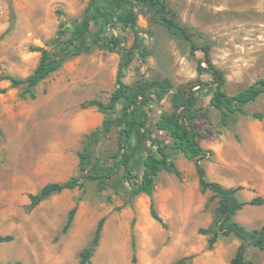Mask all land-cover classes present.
<instances>
[{"label":"rangeland","instance_id":"1","mask_svg":"<svg viewBox=\"0 0 264 264\" xmlns=\"http://www.w3.org/2000/svg\"><path fill=\"white\" fill-rule=\"evenodd\" d=\"M165 1L169 15L198 45L208 46L211 62L225 78V92L234 94L264 77V0ZM129 9L136 15L133 27L119 19ZM84 14L90 28L81 41L96 42L88 51L67 49L61 66L34 87V96L22 94L24 86L9 77L32 73L40 58L32 47L59 49ZM112 37L119 44L114 46ZM129 48L133 58L123 81L143 90L147 102L137 112H146L149 135L166 145L174 166L155 176L153 205L164 226L151 217L148 196L129 195L123 168L116 165L117 132L129 119L124 100L109 114L110 130L88 154L85 172H109V185L99 191L95 180H86L81 188L64 189L29 207L30 193L81 173L84 135L99 128L103 118L84 103L108 100ZM203 57L160 24L153 8L137 1L0 0V237H11L0 241V264H79L100 219L89 264H171L182 258L184 264H229L236 237L219 235L211 248L207 245L217 197L201 190L194 162L171 149L169 136L154 125L161 112L174 110V99L193 91L197 138L213 151L201 160L207 178L237 188L240 201L262 197L261 204L244 205L234 219L247 228L264 224V94L243 105V113L229 114L224 124L221 112L209 104L214 83L199 69ZM198 81L204 84L194 86ZM127 151L136 177L147 152L157 155L140 129ZM72 207V222L63 230ZM246 257L264 264V252L255 247H248Z\"/></svg>","mask_w":264,"mask_h":264},{"label":"trees","instance_id":"2","mask_svg":"<svg viewBox=\"0 0 264 264\" xmlns=\"http://www.w3.org/2000/svg\"><path fill=\"white\" fill-rule=\"evenodd\" d=\"M149 6L154 9L157 21L165 26L168 31L175 37L184 41L189 45L191 53L196 50H201L203 53V61L199 63V69L206 71L212 78L214 89L209 97V104L217 108L223 115V123L227 124L226 117L229 114L243 113V105L255 101L260 95L264 94V77L258 78L251 85L241 89L234 94H228L224 90L225 78L223 73L215 67L209 58V48L207 45H198L193 33L178 22L173 16L169 15L167 3L165 0H133ZM122 22L129 23L132 27L136 22V15L132 9H129L123 16H119ZM90 19L87 14H84L78 20L69 35L64 39L59 49L48 50L43 47H32L33 50L40 52V58L32 73L24 78L9 77L14 85L22 84V94H27L30 97L34 96V87L44 79L51 72L56 71L67 55L64 53L71 47H77L79 51H88L91 43L81 41L85 34L89 31ZM137 38V37H136ZM77 44V42H79ZM110 42L115 46L119 44L117 38L112 37ZM137 42V39H135ZM114 46L111 48L113 49ZM133 58V50L129 48L126 51L125 58L118 64L116 73V87L111 92L108 100L102 102L97 99H91L84 103V106H94L98 112L103 115L101 125L89 133L85 134L86 143L82 151L78 152L79 170L81 173L78 176H73L62 182H47L36 193H30L29 207L33 208L41 201L55 193H59L64 189H73L75 187H83L86 180H95L97 182V189L99 191L109 185L111 179L110 173H95L88 170L87 160L90 152V147L93 142L105 135L112 125V119L109 116L115 110L119 101L124 100L125 104L122 108L123 114H129L128 123L126 126L119 128L117 132L118 150L120 157L116 161L118 167L123 168V176L126 179L131 197L140 193H144L150 200V215L157 222L164 226L162 218L156 211L153 205V193L155 188V176L161 170L172 172L174 166L168 157L166 145L162 144L158 138L149 135V128L147 126V114L141 110H137L146 104V97L142 89L133 90L128 84L123 81L124 68L131 62ZM205 62V66L201 65ZM203 85V81H198V84ZM162 94H158L161 98ZM141 97L142 99H139ZM194 104L193 91L183 92L177 99L173 100L174 110L171 112H161L159 118L155 121L156 129L164 131L170 138L169 147L173 150L179 151L183 156L194 162L195 171L198 177V183L201 190H209L213 196L217 197V210L208 229L211 235L207 239L209 248L213 246L219 235H233L239 240L234 255L231 257L229 264H255L253 260L246 257V250L248 247H255L264 252V224L258 228H247L234 219L238 210L246 204H261L263 198L260 196L254 197L248 201H240L236 196L237 188L226 187L217 181L209 180L206 176L205 169L201 165V160L210 157L213 154L211 149L203 148L198 141V131L194 127L195 113L192 111ZM129 107L131 109L129 110ZM129 110V112H128ZM256 118H262L261 113L254 115ZM140 129L142 134L149 141L151 147H155L157 155H152L148 151L142 160V171L139 177L133 173L131 166V159L127 151V143L131 139L134 131ZM75 207H72L67 215L63 230H66L72 222ZM103 219H100L96 225L94 234L89 244L85 246L80 252L79 264H89V258L93 254L100 239ZM10 236L0 237V241L9 240ZM185 259H179L171 264H184ZM14 264H19L14 263Z\"/></svg>","mask_w":264,"mask_h":264}]
</instances>
